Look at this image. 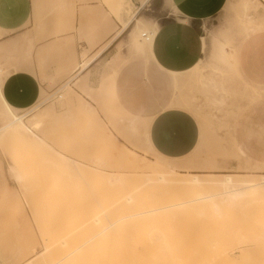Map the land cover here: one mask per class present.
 <instances>
[{"label": "rangeland", "instance_id": "obj_1", "mask_svg": "<svg viewBox=\"0 0 264 264\" xmlns=\"http://www.w3.org/2000/svg\"><path fill=\"white\" fill-rule=\"evenodd\" d=\"M66 1L69 5L95 2L98 5L95 8L102 11L100 19L113 18L121 25L138 9L137 17L148 25L153 35L156 32L153 24L159 27L175 13L167 0H152L147 5L142 1L138 7L139 3L133 0ZM243 1L247 2L246 9ZM60 2L64 0H33V29L24 32L20 42L12 47L0 46V74L5 78L11 71L5 68L10 59L31 65L34 43L43 37L42 10L46 7L47 13L58 11L63 8ZM70 18L73 20L72 12ZM263 18L264 0H228L222 12L204 26L205 32L212 36L213 57L223 67H202L198 63L200 69L180 74L169 75L159 69L152 62V52H145V37L136 34L138 39L134 38L140 44L136 42L138 46H134L131 34L128 40L129 30L110 46L92 76L86 68L74 71L75 62L92 57L85 49L75 51L70 38L66 37L60 45L39 47L35 52L41 82L37 103L19 110L0 97V126L10 109L26 118L44 109L39 116L41 129L34 130L37 136L18 128L0 132V264L53 263L96 234L100 226L92 221L93 214H99L102 223L107 225L109 221L135 210L193 197L194 192L185 191L171 181L164 184L148 181L143 173L148 171L145 157L153 159L151 168L155 174H167L170 169L180 173H234L240 179L259 181L264 175V123L256 125L248 134L262 153L248 155L244 143L236 136L241 125L248 120L252 107L235 108L232 102L240 101V96L235 94L236 88L226 85V79H217L219 75L232 76L243 94L250 91L249 105H264V87L246 83L231 56L233 46L237 52L239 44L253 32V28L255 31L264 30L258 26ZM95 24L92 19L84 31L77 29L78 38L94 37L97 34ZM67 29H74L73 22L56 27L53 33ZM146 30L142 28L141 32ZM203 43L206 52L204 37ZM52 57L58 58L54 67L49 66ZM60 63H64L66 71L54 74V68ZM98 78L100 85L107 86L106 90L87 87L86 79L94 86ZM208 78L216 86L212 82L209 86ZM69 80L71 82L66 84ZM258 91L261 96L253 98ZM66 98L71 100L70 103L78 98L92 104L98 114L97 120H92L95 124L91 122L86 127L82 115L73 117L76 110L70 113L72 109ZM170 100L178 102L172 106L192 112L200 127L199 147L192 155L179 160L161 155L153 146H147L141 130L143 120L163 109ZM93 124L102 130V136L112 133L110 136H113L118 151L106 149L104 151L108 153H103L105 144L97 139L100 136L103 140V137L96 131L99 130L96 126L93 129ZM40 136L47 138L49 145H44ZM121 148L139 153L142 168L135 169L124 163L117 153L122 151ZM94 161L99 167L94 166ZM12 168L14 177L10 175ZM115 176L120 177L114 180ZM141 189L144 190L141 192ZM128 194L134 198V203L127 208L118 207L117 203ZM19 198L21 205L17 206L15 201ZM259 203L261 212L256 209ZM263 206L264 191H260L246 195L234 204L222 200L221 210H225V213L220 212L222 214H216L209 204L203 202L185 211L126 219L116 228L117 233L111 229L114 230L111 236L86 243L77 256L65 264H264ZM113 208L116 212L112 211ZM245 209L247 212H241ZM61 241L64 243L60 244Z\"/></svg>", "mask_w": 264, "mask_h": 264}, {"label": "crops", "instance_id": "obj_2", "mask_svg": "<svg viewBox=\"0 0 264 264\" xmlns=\"http://www.w3.org/2000/svg\"><path fill=\"white\" fill-rule=\"evenodd\" d=\"M133 1L134 3H139L136 6L138 7L141 6L142 1L143 4L146 1L145 5H147L152 0ZM167 1L175 9V13H172L171 16L162 21L153 35L151 42L152 62L169 75L170 73L180 74L193 71L194 69H200L201 66L205 67L208 65H216L222 68L223 64L215 61L213 57L211 52L212 36L205 32L204 26L209 20L222 12L228 0ZM59 5L63 8H59L58 11L52 13H47L44 5L45 9L42 10L41 15L43 37L34 43L31 65L22 62L17 63L12 59L7 62V66L5 65V68L11 71L2 83L1 94L6 103L15 109L31 108L39 99L41 82L35 58V52L39 47L60 45L66 37L70 38L75 51L82 48L81 50L85 49L88 51V56H93L94 60L86 68L90 70V75L92 76L95 66L103 59L115 40L125 32L116 37L121 24L116 19L117 22L115 23L113 18L111 20L100 19L99 16L102 15V11L95 8L98 6L95 2L69 5L64 0ZM33 12V0H0V34L2 33L0 46H11L19 43L24 32L33 29ZM71 12L73 13V20L70 18ZM104 12L106 13L107 11ZM136 12H138V9L134 13ZM92 19L96 22L95 32L97 34L87 40H80L78 38V30L80 32L84 31V28ZM71 22L74 24V29L53 33L56 27H64L70 25ZM258 26L261 29L264 28V26ZM127 30H129L128 40H130L131 29L128 28ZM251 31L253 32L241 41L237 52L236 47L233 46L231 56L237 72L246 83L264 87V30L255 31L253 28ZM31 33L34 36V30ZM100 35L101 37L99 38ZM203 37L207 44L206 52H204ZM111 38L113 41H111ZM109 41L111 44L102 49L103 51L100 50ZM99 52H101V55ZM57 61L58 58H53L49 66L54 67ZM14 66H16V69ZM84 75L85 73L82 76L84 77ZM231 77H220L219 75L217 80L226 79V85L236 88V96H240L242 99L238 97L239 102H232L235 108L252 107L250 114L247 115L248 120L244 122V125H241L236 139L244 143V148L248 155L256 156L262 151L258 150L259 146L256 142L248 138V134L251 129L255 130L256 125L264 123V105H249L247 98L250 96V91L246 90V93H248L243 94L242 88L237 87ZM95 81V85L91 86L86 79L87 87L97 90L100 88L107 89L104 83L100 85L99 78L95 79ZM243 100L245 101L243 102ZM173 101L175 100H170L163 109L148 117L153 120L148 122L147 132L149 141L157 153L179 160L192 155L199 147L200 127L192 112L172 106Z\"/></svg>", "mask_w": 264, "mask_h": 264}, {"label": "bare ground", "instance_id": "obj_3", "mask_svg": "<svg viewBox=\"0 0 264 264\" xmlns=\"http://www.w3.org/2000/svg\"><path fill=\"white\" fill-rule=\"evenodd\" d=\"M146 3V1L144 2ZM247 5V2L246 1H243V7L244 9H246ZM140 10V8H139ZM134 13V12H133ZM137 13H134L129 19L123 21L121 27L119 28V30L117 31L116 33V37L120 34H122L124 31H126L128 28H130L132 26V23H133V26L131 28V35H132V40H133V44L134 46H138L137 45V37H136V34H139L141 33V37H145L144 39L147 40L146 41V49H145V52H148V53H151V42H152V32L148 29V25H146L145 23H143L142 21H140V19L137 17ZM135 22V23H134ZM258 25H261V26H264V18L261 19V21L259 22ZM150 26V25H149ZM153 26H155V31L158 29V27L153 24ZM152 27V26H151ZM150 27V28H151ZM144 28V30H146L145 32H141V29ZM153 28V27H152ZM115 36V35H114ZM115 37V38H116ZM136 37V38H134ZM140 38V37H139ZM114 39V38H113ZM111 41L112 38H111ZM137 42V43H136ZM142 43V41H141ZM110 41L107 43H105V45L102 46V49H105L107 46H109ZM140 44V42L138 43ZM140 46V45H139ZM34 47V46H33ZM143 47V46H142ZM20 50V49H19ZM144 50V49H143ZM147 50V51H146ZM103 51V50H102ZM101 51V52H102ZM6 52V51H5ZM101 52L100 55H101ZM2 53L3 50H2ZM1 53V55H2ZM139 53V52H138ZM5 55V54H4ZM98 55V54H97ZM93 57V56H92ZM97 58V57H96ZM69 60V58H68ZM94 60L93 58L90 59V60H84L82 62H76L74 63V71H77V72H80L82 70H84L85 68H87L90 64V62ZM113 60V59H112ZM73 61V60H72ZM75 61V60H74ZM73 61V62H74ZM64 64V63H63ZM63 64H57V66L54 68L55 71H54V74L56 73H60L62 71H66V67L65 65ZM65 64L68 65V63L66 62ZM70 67V66H68ZM107 68V66H106ZM192 68V67H191ZM111 71V70H110ZM1 72V71H0ZM73 72V71H72ZM108 72V71H107ZM114 72V71H113ZM197 73V72H196ZM8 73H5V75H7ZM77 75V74H76ZM197 75V74H196ZM195 75V76H196ZM5 76H3L2 74H0V97L3 98L2 94H1V84L3 83V80H4ZM210 78L206 79L207 82L209 83V86H210V83L212 82L211 80L208 81ZM77 80V79H75ZM74 82V80H72ZM69 82H71L70 80L66 82V84H68ZM79 82V81H78ZM77 82V84H78ZM214 82V81H213ZM213 82L211 84H213ZM81 83V82H80ZM215 83V82H214ZM74 85V83H72ZM76 84V85H77ZM82 85V84H81ZM215 85V84H213ZM65 86V85H64ZM83 86V85H82ZM81 86V87H82ZM89 86V85H88ZM208 86V87H209ZM216 86V85H215ZM214 86V88H216ZM84 87V86H83ZM93 88V87H92ZM213 88V87H212ZM218 88V87H217ZM85 89V88H84ZM223 89V88H222ZM221 89V91H222ZM215 90V89H214ZM225 90V89H223ZM67 91V90H66ZM83 91V90H81ZM90 93H91V90H89ZM216 91V90H215ZM218 92V91H217ZM226 91H224L223 93H225ZM84 93V92H83ZM67 94V92H66ZM65 95V94H64ZM63 95V96H64ZM92 95V94H91ZM261 96L260 92H255V94L253 95V98H259ZM59 97H62V94L59 95ZM72 98V97H70ZM67 99V98H66ZM223 99V98H222ZM44 99H42L41 101H43ZM46 100V99H45ZM68 102L70 103V99H67ZM70 100V101H69ZM178 100V99H177ZM177 100L173 101L172 102V105L175 104V103H178ZM253 100V99H252ZM66 101V100H65ZM219 100H217L218 102ZM224 101V100H223ZM67 102V103H68ZM53 103V101H52ZM66 103V104H67ZM61 104V103H60ZM218 104V103H217ZM221 104V103H220ZM69 105V104H67ZM66 105V106H67ZM215 105V104H214ZM68 107V106H67ZM72 110H69L70 113L72 114V111L73 110H76L75 112L77 114H72V116H77L78 114L82 115L84 117V123H85V126L88 127L90 126V123L93 122L92 120L98 118V114L96 113V111L94 110V106L92 104H90L88 101H86L84 99V102L81 101L80 99L76 98L75 100L72 99V102L70 103V106H69ZM44 111L43 110H40L39 112L35 113L34 115H32L31 117L29 118H26L25 115H16L14 113L13 110H9V112L7 113V116H6V119L4 120V123L0 126V132L2 131H6V130H14L16 128L18 129H22L24 130L25 132H28V133H31V134H34L37 136V131L41 129V121H40V114L41 112ZM30 112V111H29ZM28 112V113H29ZM25 113V112H24ZM27 115V114H26ZM68 117L70 116V114L67 115ZM81 116V117H82ZM150 119L149 118H145L141 124V130L144 132V138H145V142L147 144V146L151 147V143L149 141V138H148V132H147V126H148V122ZM94 123V122H93ZM92 124V123H91ZM95 124V123H94ZM93 124V129L96 125ZM101 125V124H100ZM92 126V125H91ZM96 128H98V126H96ZM140 128V127H139ZM99 130H96L98 131V133L100 132L101 134V137H103V140L102 138H100V136H98L99 134H97L98 136V141H103L104 142V146H103V153L107 154L108 152H105L104 150H115V151H118V148L116 147V145L113 143V140H112V137L113 136H110V134L112 135V133H110L109 135L107 134H104L102 136V130H100V128H98ZM34 130H36V132H34ZM95 130V129H94ZM105 130V129H104ZM139 130V129H138ZM140 130V131H141ZM106 133V132H105ZM101 139V140H100ZM39 140L44 142L43 144L44 145H49L48 141H47V138H44V137H39ZM99 143V144H100ZM109 143V145H107ZM101 145V144H100ZM102 148V147H101ZM122 151H119L117 152L118 153V156L121 157L124 161V163H126L127 165L131 166L132 168H135V169H138V168H142L140 165H139V156L140 154L137 153L136 151L132 150V149H125L124 148H121ZM106 150V151H107ZM109 155V154H108ZM146 155V154H145ZM146 160H147V172H143L145 175L144 177L150 181V182H161V183H165V182H168V181H171L172 183H175L177 184L178 186H180L181 188H183L185 191H192L194 192L193 193V197L190 198V199H186V200H183V201H179V202H173V203H164L160 206H157V207H152V208H149V209H145V210H135L134 212H130V213H127L128 215H123V216H120V217H117L116 219H113L112 221H109L108 219L107 221L108 224L105 225L102 223V220L99 216V214H93L92 216V221L95 223V224H99V230L96 232V234L92 235L91 237H89L86 241H84V244L82 245H79L77 247H74V249L70 252H67V254L65 253L63 256H60L56 261H54L53 263H50V264H65L66 261H70V259H72L73 257H76L77 254L79 253V251L81 250V248L88 242H91V241H94L96 238L98 237H101V238H106V237H109V235L111 236V233L112 231L116 230V228L120 227L119 225L126 219H131V218H142L145 214H157L159 212H178V211H185V210H188L189 208H195L197 207L200 203H207L209 204V206L212 207V210L214 212H216V214H222L220 212H223L225 213V210H221L222 208V200H226L229 204H234L235 202H238L242 197L244 196H249L250 194L252 195L253 193L256 194V192H259L260 191H264V175L261 176L260 180L255 182V181H252V180H245V179H240V178H237L236 177V174L234 173H222V174H215V173H208V174H200V173H190V172H187V173H180V172H177L175 170H172L170 169L169 172L167 174H164V173H154V171L152 170L151 166H153L154 164V161L153 159H149L147 157H145ZM146 162V161H145ZM94 166L95 167H99V164L98 163H95V161L93 162ZM159 165V164H158ZM156 166V165H155ZM14 169L12 168L10 170V175L12 177H14ZM168 170V169H167ZM166 170V172H167ZM97 171V170H96ZM100 171V170H99ZM17 174V173H16ZM117 174V173H116ZM126 174V173H125ZM206 176V177H203ZM152 176H155V177H152ZM215 176V177H213ZM217 176H220V177H217ZM120 176H115L114 177V180H118ZM18 179V178H17ZM113 180V179H112ZM97 184V183H96ZM155 185V183H153ZM152 184V185H153ZM147 185H150V184H147ZM173 185V184H172ZM91 186V185H90ZM143 186V185H142ZM161 186V184H160ZM148 187L149 189L151 187L149 186H145V188ZM153 187V186H152ZM163 187H165V185H163ZM90 188V187H89ZM144 188V187H143ZM156 188V187H155ZM112 189V188H111ZM166 189H167V186H166ZM142 190L144 189H141L140 191L142 192ZM153 190V189H152ZM172 190V189H171ZM138 191V192H140ZM153 192V191H152ZM171 192V191H170ZM113 193V192H112ZM103 196V195H102ZM109 201V200H108ZM16 204L17 206H20L21 205V198L17 199L16 201ZM117 203V202H116ZM134 203V198L128 194L126 195L122 200H120L117 205L118 207L120 208H127V207H130L132 204ZM99 204V203H98ZM262 204V203H261ZM260 205V203H259ZM257 206L256 205V209L258 210L260 206ZM252 206V205H251ZM226 207V206H225ZM264 207V206H263ZM117 208V207H116ZM252 208H255L254 206H252ZM262 208V207H261ZM102 210V207L100 208ZM264 209V208H263ZM116 212V209L113 208L112 211ZM228 210V209H227ZM226 210V211H227ZM248 210H252L251 208H249ZM260 210V208H259ZM242 211H246L247 212V209L245 210H241ZM102 212V211H101ZM258 212V211H257ZM261 212V210H260ZM264 212V211H263ZM229 213V212H228ZM227 213V214H228ZM234 213V212H233ZM215 214V213H214ZM232 214V213H231ZM257 214V213H256ZM259 214V213H258ZM264 214V213H263ZM109 215V214H108ZM111 216V215H110ZM135 221V220H134ZM102 225H105L104 227ZM102 226V227H101ZM122 228V227H121ZM98 229V228H97ZM111 229H114L111 231ZM128 229V228H127ZM127 229H124V230H127ZM130 229H128L127 231H129ZM132 230V229H131ZM118 230H116L115 233H117ZM135 232V231H134ZM127 234V232H126ZM125 234V235H126ZM136 234V237L138 236L137 233ZM127 236V235H126ZM129 236V235H128ZM127 236V237H128ZM127 239V238H126ZM137 240V239H136ZM139 240V239H138ZM142 241V239H141ZM64 241H61L60 244H63ZM126 244V243H125ZM142 244V243H141ZM120 245V244H119ZM94 246V245H93ZM110 246V245H109ZM122 247V245H121ZM123 248V247H122ZM128 249V248H127ZM122 251V250H121ZM76 252V254H74ZM109 252V251H108ZM74 254V255H73ZM105 254V253H104ZM137 256V255H136ZM114 257V256H113ZM121 258V256H120ZM133 259V258H132ZM130 259V260H132ZM135 259V257H134ZM107 260V259H106ZM124 261V260H123ZM25 264H32L31 261H28L26 262Z\"/></svg>", "mask_w": 264, "mask_h": 264}]
</instances>
